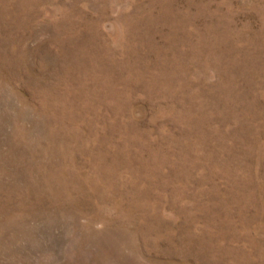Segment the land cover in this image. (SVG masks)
<instances>
[{
	"label": "rangeland",
	"instance_id": "1",
	"mask_svg": "<svg viewBox=\"0 0 264 264\" xmlns=\"http://www.w3.org/2000/svg\"><path fill=\"white\" fill-rule=\"evenodd\" d=\"M0 264H264V0H0Z\"/></svg>",
	"mask_w": 264,
	"mask_h": 264
}]
</instances>
